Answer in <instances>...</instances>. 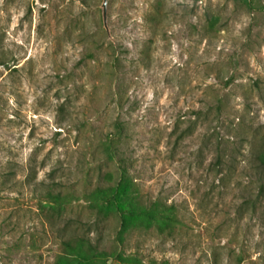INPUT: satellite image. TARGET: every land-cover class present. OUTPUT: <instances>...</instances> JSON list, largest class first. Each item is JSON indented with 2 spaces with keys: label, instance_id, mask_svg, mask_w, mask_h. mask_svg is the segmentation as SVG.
<instances>
[{
  "label": "rangeland",
  "instance_id": "obj_1",
  "mask_svg": "<svg viewBox=\"0 0 264 264\" xmlns=\"http://www.w3.org/2000/svg\"><path fill=\"white\" fill-rule=\"evenodd\" d=\"M102 3L0 0V264H53L49 184L94 220L118 137L139 194L180 223L120 242L112 212L106 248L128 264H264V0H109V30Z\"/></svg>",
  "mask_w": 264,
  "mask_h": 264
},
{
  "label": "trees",
  "instance_id": "obj_2",
  "mask_svg": "<svg viewBox=\"0 0 264 264\" xmlns=\"http://www.w3.org/2000/svg\"><path fill=\"white\" fill-rule=\"evenodd\" d=\"M116 127L119 133L124 130V124L120 121L116 122ZM120 145L118 137L115 142L111 140L106 146L111 156H117L118 176L107 185L99 183L91 193L96 198L95 201L101 203L92 206L96 210L94 220H84L64 213L73 192L62 190L60 184H49L38 195V212L42 219L52 228L59 226L58 248L53 264H108L111 256L128 264V258H123L116 248L108 249L104 244L106 234L101 225L108 221L112 212L119 218L116 238L120 242L125 241V232L133 229L155 228L159 233L173 234L179 226L180 219L174 204L160 200L148 203L139 194L138 184L129 173ZM260 152H255L263 169L257 200L258 196L264 194V148ZM219 160L221 156H218V162ZM93 232L96 234L93 235Z\"/></svg>",
  "mask_w": 264,
  "mask_h": 264
},
{
  "label": "water",
  "instance_id": "obj_3",
  "mask_svg": "<svg viewBox=\"0 0 264 264\" xmlns=\"http://www.w3.org/2000/svg\"><path fill=\"white\" fill-rule=\"evenodd\" d=\"M108 3H109V0H103V3H102L103 22L107 30H109L108 28Z\"/></svg>",
  "mask_w": 264,
  "mask_h": 264
}]
</instances>
